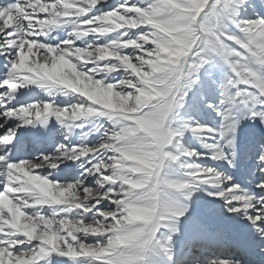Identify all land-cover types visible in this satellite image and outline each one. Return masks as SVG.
<instances>
[{
  "label": "snow or ice",
  "instance_id": "1",
  "mask_svg": "<svg viewBox=\"0 0 264 264\" xmlns=\"http://www.w3.org/2000/svg\"><path fill=\"white\" fill-rule=\"evenodd\" d=\"M105 4L106 0H11L0 5V55L5 57L9 69L0 79V185H3L0 188V264H38L50 254L84 258L86 264H115L118 254L108 248L109 236L113 233L96 231V225L89 221L95 218L106 225L115 224L109 211L117 210V219L122 214L120 202L125 200L128 185L116 176L123 161L117 150L120 142L115 139L120 125L106 105L113 92L131 93L135 97L138 90H148L129 65L151 73L149 78L155 79L159 74L153 73L149 61L157 57L171 61L167 66L175 69L173 78L178 76L179 84L172 89L169 99L175 97L172 116L178 119V110L199 83L200 73L211 69L220 57L230 71L225 72L221 84V102L209 105L213 110L219 109L224 117L218 138L227 139L225 128L235 114L259 118L264 124V18L241 22L237 4L246 6V0H236V3L232 0H121L106 10ZM63 24L70 27L67 39L57 44L39 39ZM162 28L174 31L169 34ZM234 28L240 30L239 35ZM90 36L91 43L87 39ZM101 37L108 39L100 42ZM173 37L183 39L184 50L179 57H169L160 49L161 44ZM101 47L108 52L98 58L97 49ZM81 73L90 79H77ZM112 73L117 75H107ZM42 81L48 86H42ZM27 83L39 84L42 88L76 89L73 92L86 100L71 106H58L53 101L11 106L15 91ZM51 115L66 120L98 115L112 118L114 126L105 127L103 121H93L96 125L93 132L99 133V139L93 144L82 140L79 145H61L54 153L41 154L35 160H10L9 145L19 128ZM17 118L22 123H11ZM172 127L176 135L167 149L172 153L167 163L178 164L186 173L181 183L174 184V190L188 189L185 195L190 197L193 188L198 190L204 181L215 183L217 186L209 195L222 199L228 212L246 218L255 229L264 258V180L255 186L259 192L241 190L240 185L231 183L230 176L196 164L194 161L202 154L183 147V128H177L174 123ZM199 128L197 124L193 131L198 132ZM227 143L231 145L233 141L229 139ZM222 146L223 141L216 147V158L223 157L234 166L233 158L221 151ZM82 157H87L80 164L83 171L71 181H54L37 172L58 169L63 160L79 161ZM256 159L264 172V143ZM215 177L222 179L217 181ZM40 187L51 191L45 196ZM26 188L35 189L41 200L49 202H38L23 190ZM55 193L64 194L67 199L57 202L52 198ZM41 206L56 207L50 214H44ZM28 208L35 211L28 213ZM186 211L187 204H184L170 220L176 223L161 221L154 225L130 264H144L147 253L157 248L169 253L172 237L178 231L177 218ZM21 226H27L29 231H22ZM90 236L96 238L89 241ZM98 249L106 251L95 254ZM253 254L244 245L239 256L210 260L208 264H248V257Z\"/></svg>",
  "mask_w": 264,
  "mask_h": 264
},
{
  "label": "rangeland",
  "instance_id": "2",
  "mask_svg": "<svg viewBox=\"0 0 264 264\" xmlns=\"http://www.w3.org/2000/svg\"><path fill=\"white\" fill-rule=\"evenodd\" d=\"M232 2L236 3V0H232ZM119 3H121V0H106V4L104 5L105 10L108 7H115ZM237 10L241 22L264 18V0H246V6L237 4ZM233 30L236 31L238 35L240 34L239 29L234 28ZM68 33L70 34V32ZM107 39L108 37H106V39L104 38L102 42ZM91 67L92 65L89 66V68ZM226 71H230V68L220 57H217L211 69L208 71H202L199 76V83L188 93L184 103L178 110V119L175 118L173 123L177 128H183L181 145L188 149H195L197 153L202 154L194 162L198 165L213 167L218 171L222 166L227 167L229 164L222 165L218 161V158L215 156V148L221 141H223L224 145L225 143L228 144L227 140H232L233 143L228 145V147H226L227 149H224V152H229V157L233 158L235 164H237L236 161L239 158V161L243 165L239 170L242 171L246 168L245 171H247L248 169H252L250 175L251 178H249L247 174H242L241 172H239L238 177L243 176V178H245L243 180L245 184L242 185L243 188L250 189L251 186H254L255 188L260 180H264V173H262L263 175L257 174V172L259 173V171H261L259 170L261 165L256 161L259 149L262 143H264V124L260 122L259 118L252 119L247 116L235 114L228 120V127L225 128V137H227V139L224 137L218 138V129L224 124V117L219 114V109L213 110V108L209 106L210 104H217L222 100L221 84L225 80ZM107 75L112 77L117 74L112 73ZM100 78L103 77L100 76ZM120 78H123L122 74L120 75ZM240 87H244V85H240ZM55 91H57V93L52 95L53 97H56L55 100H60V102H54L52 97H46V99H48L47 101H53L58 106H71L82 100H86V98L81 97L80 94L68 92L62 87ZM44 94L45 93L41 95L44 96ZM40 101H43L42 98ZM233 119L235 120L234 127L232 126ZM77 121L79 124L76 125L77 128H73L75 129L74 133L70 129H66L64 133L60 132L56 135V145L69 147L72 145H79L82 140L89 144L95 143L99 139V133L93 132V128L96 126L93 121H103L105 127L108 125L114 126L112 118L98 115L79 117L77 118ZM186 122L188 124L187 127H185ZM197 124L200 126L198 132L193 131V128H195ZM210 129L217 131L210 133ZM71 134H74V141L71 140ZM206 145H212V147H206ZM221 149H223V146ZM242 150L244 152L243 157L241 156ZM28 160H35V158L32 157ZM86 160L87 157H82L81 160L77 161V166L74 167V174H69L70 172L65 169L66 177L59 182L71 181L76 178L75 176H79L81 174L80 164L84 163ZM51 173L52 171L43 172L41 174L51 176ZM185 176V170H182L178 164L173 163V165H171V178L183 180L185 179ZM90 181L94 182L92 178H90ZM189 187L193 188L191 185ZM214 189L215 187L210 185L208 181H204L203 186L198 190L193 188L190 197L185 195L188 189L179 191L180 205L187 204V211L183 216L179 217L178 221L180 224L177 225L178 231L172 237L171 243L176 244V246H173L169 253H165L158 248L149 251L151 253V259L155 261V264H208V261L210 260L219 259L216 257L218 254H222L223 250L217 247H211L210 249L205 248L202 244L211 241L210 238H218V242L213 243L220 244L223 247L225 242H227V239L229 240L227 230L224 226H219L217 224L219 222L216 223L215 221H224L223 219H226L225 221L233 220L235 222H242L246 218L240 215H237V217H229L228 215L231 213L226 210L223 200L209 196L208 193L213 192ZM257 191H259V189H257L256 192ZM203 193H207V195ZM81 199L84 198L81 197ZM197 213L206 214L207 216L212 217L209 218L205 215L201 216ZM183 224H186L187 227H184ZM242 229L245 228L242 227ZM249 232L254 233L255 229L253 228L249 230ZM89 239L93 240L95 237ZM179 241L181 243L177 246L176 242ZM206 244L208 245V243ZM224 248H226L225 252L228 253L230 249L227 246ZM149 252L145 257L144 264H154L149 259ZM226 253H224L225 256L227 255ZM240 254L241 253L238 251L236 254L231 255V257L235 258ZM75 259L77 258H71L62 264H75L76 262V264H86L85 260L80 262V258H78L80 260ZM256 264H260V262L257 261Z\"/></svg>",
  "mask_w": 264,
  "mask_h": 264
},
{
  "label": "clouds",
  "instance_id": "3",
  "mask_svg": "<svg viewBox=\"0 0 264 264\" xmlns=\"http://www.w3.org/2000/svg\"><path fill=\"white\" fill-rule=\"evenodd\" d=\"M162 31L170 34L174 29L162 28ZM183 38L186 39L187 34ZM160 49L169 57H179L184 50L183 39L173 37L171 41L161 44ZM107 52L106 48H98V58ZM149 63L153 73L159 74L155 79L149 78L151 73L129 65L148 86V90H138L135 97L131 93L113 92L106 105L114 112L116 122L120 125L115 139L120 142L117 150L123 161L116 170V176L128 185V189L125 191V200L120 202L123 207L119 209L122 213L119 219L116 218L117 210L108 213L115 224L106 225L95 218L89 223L96 225V231L110 230L113 233L109 236L108 248L118 254L115 264H130L151 228L161 221H170L181 206L180 192L174 190V184L182 181L171 178V165L167 163L172 158V153L167 149L176 135L172 127L175 97L169 99V95L179 84V77L173 78L175 69L167 66L171 61H161L157 57ZM37 75L43 77L44 73ZM85 78L86 74L77 75V79ZM42 86L48 85L42 81ZM23 190L33 195L38 202H49L41 200L33 188ZM50 191L40 187V192L45 196ZM52 198L57 202L67 199L61 193H55ZM21 230L29 231V228L21 226ZM103 251L106 249H98L95 254Z\"/></svg>",
  "mask_w": 264,
  "mask_h": 264
},
{
  "label": "bare ground",
  "instance_id": "4",
  "mask_svg": "<svg viewBox=\"0 0 264 264\" xmlns=\"http://www.w3.org/2000/svg\"><path fill=\"white\" fill-rule=\"evenodd\" d=\"M7 3H11V0H0V5L7 4ZM98 7H99V5H98ZM68 32H70L69 25H67V24L57 25L53 29L50 30L48 36H41V37H39V39L41 41L48 42L51 44H57V43L61 42L64 38L68 37V35H69ZM104 38L106 39V37H101L100 41L102 42ZM87 39L91 43L93 38L90 36ZM77 42L80 43V41H77ZM90 65L91 64H89L88 67ZM1 69H5L7 71L9 70L7 61L3 55H0V70ZM89 69H91V68H89ZM4 75L1 74V71H0V78L4 77ZM98 76L100 77V74H98ZM58 89H60V86L42 88L39 84L27 83L23 87L19 88L18 91H15V93H14L15 99L10 101V105L15 106L18 104H28V103H31L33 101H40L41 98L43 101H47L48 99H46V97L47 98L52 97V99H54V102H56V101L60 102V100H55L56 97H53V95H55L57 93V91H55V90H58ZM53 91H55V92L52 95ZM43 92L45 93L44 96H42L40 94ZM11 123L15 124V123H22V122L17 118L15 120H13ZM76 124H78L77 119H75V120L58 119L55 115H51V116L47 117L46 119H40L38 122H36V120H33V122L31 124L23 125L16 132V138L14 139L12 144L9 145V147L11 148V152H10L8 157L10 158V160L17 161L18 155L23 153L25 148H28V152H27L26 156H29L30 158L34 157L35 159L40 157L41 154L54 153L59 147V145L57 147L55 145L56 144L55 143L56 135L59 134L60 132L64 133L66 129H70L74 133L75 129H73V126H75ZM73 135L74 134H71V140L74 141ZM218 141H219V139H218ZM228 145L229 144L225 143L223 145V149H221V151L224 152V149H227L226 147H228ZM215 150H216V148H215ZM224 153L226 156L229 157L230 154L228 151H225ZM241 153H242L241 156L243 157V155H244L243 150L241 151ZM218 161L222 165H225V164L228 165L227 161L223 157L218 158ZM236 162H237V164H235V162H234V166L228 165L227 167H223L221 165L222 168L219 169V171L223 174L230 176L232 178L231 183H235V184L240 185L241 190L249 191V192H256L257 189H256V187L254 188V186H251L250 189H248V188L245 189V187L244 188L242 187V185H245L243 182L244 178L238 177V175H239V172L244 174L243 170L242 171L239 170L240 167H242L243 165L241 164L239 159ZM75 166H77V161L63 160V162L60 163L58 169H38L37 172H39L41 174L43 172L52 171L51 176H49V178L53 179L54 181H60L61 179L66 177L65 176L66 170H68V172H70L69 174H74L75 173V171H74ZM257 169H258V167H257ZM80 170H81V172L83 171L82 169H80ZM262 173H264V172H261V171H259V173L257 172V174H259V175ZM75 177L77 178L78 176H75ZM213 179L219 181L222 178L221 177H215ZM208 183L210 185H212L213 187L217 186L215 183H213L211 181H208ZM0 187H3V185H0ZM257 192H259V191H257ZM203 194L207 195V193H203ZM209 196L212 198H217L214 195H209ZM41 207H42V211L44 214H50L56 206H41ZM26 211L28 213H32L35 211V209L28 208V209H26ZM197 214H199V213H197ZM199 215L207 216L206 214H199ZM237 215L238 214H236V213H231L228 216L229 217H233V216L237 217ZM240 216L244 217L242 214H240ZM207 217L211 218L212 216H207ZM177 219L179 220V217ZM215 222L216 223L219 222V223H217L219 226H224V228L227 230V235L229 234V236H230L229 240L227 239V242H225V245H223V247L227 246L230 249L229 252L226 253L225 252L226 250H223V253L218 254V256L216 258H219L220 260L232 259L233 257H231V255L236 254L237 253L236 251H238V250H240V252L242 253L243 252V246L248 245L254 252L253 255L248 257V264H256L257 261L264 264V258H262L260 248L258 247L259 241L256 237L255 232L254 233L249 232V230H251L253 228L250 226V223L246 219L244 221H242L243 223L241 221L240 222H230V221H221V220H218ZM170 223H176V220L170 221ZM179 224L180 223L178 221V225ZM183 226L187 227L186 224L185 225L183 224ZM242 227L248 228V232L246 230L242 231L241 230ZM232 231L233 232L238 231V232L235 234V233H232ZM92 237L94 238L95 236H90L89 238H92ZM180 238H183V237H180ZM210 239H211V241L206 242V243H208V245L206 243H202L205 248H210V246H212L211 245L212 242H218V240H217L218 238L217 239L210 238ZM90 240L91 239H89V241ZM176 243L178 246L179 243H181V242L179 241ZM173 246H176V244L171 243L170 244V250L173 248ZM22 247H28V245H23ZM219 248L222 250V245H220ZM200 252H202V251H200ZM206 252H208V251H206ZM224 253H226L227 255L225 256ZM149 255H150V258H149L150 261L155 264V261L151 259V253L150 252H149ZM70 259L71 258H65L62 256H58L56 254H50L48 257L42 258L40 261H38V264H62L63 262H66V260H70ZM75 260H80V259L77 258ZM81 261H84V258L81 259L80 262Z\"/></svg>",
  "mask_w": 264,
  "mask_h": 264
}]
</instances>
